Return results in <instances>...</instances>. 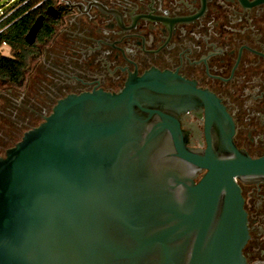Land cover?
<instances>
[{"label": "water", "instance_id": "water-1", "mask_svg": "<svg viewBox=\"0 0 264 264\" xmlns=\"http://www.w3.org/2000/svg\"><path fill=\"white\" fill-rule=\"evenodd\" d=\"M194 94L215 111L214 96ZM187 111L193 83L157 71L119 94L57 101L0 156V264H246L235 179L264 176V158L237 151L231 127L193 151L178 124ZM193 169L205 171L197 184Z\"/></svg>", "mask_w": 264, "mask_h": 264}, {"label": "flooded vegetation", "instance_id": "flooded-vegetation-1", "mask_svg": "<svg viewBox=\"0 0 264 264\" xmlns=\"http://www.w3.org/2000/svg\"><path fill=\"white\" fill-rule=\"evenodd\" d=\"M38 7L53 32L38 44L36 81L17 86L25 90L12 104L42 111L35 114L42 122L67 95L119 94L149 72H167L193 83V111L178 115L188 147L203 153L208 136L216 149L231 127L237 151L264 158V0H41ZM194 90L218 100L214 112ZM204 174L193 169L194 184ZM235 182L248 230L242 255L264 264V176Z\"/></svg>", "mask_w": 264, "mask_h": 264}, {"label": "trees", "instance_id": "trees-1", "mask_svg": "<svg viewBox=\"0 0 264 264\" xmlns=\"http://www.w3.org/2000/svg\"><path fill=\"white\" fill-rule=\"evenodd\" d=\"M40 1L21 0L11 14L7 12L0 21V46L5 44L9 49L8 56L0 54V84L21 86L33 59L39 54L38 44H44L53 32L49 26H43L33 45L24 40L36 18L42 14L43 8L38 7Z\"/></svg>", "mask_w": 264, "mask_h": 264}, {"label": "rangeland", "instance_id": "rangeland-1", "mask_svg": "<svg viewBox=\"0 0 264 264\" xmlns=\"http://www.w3.org/2000/svg\"><path fill=\"white\" fill-rule=\"evenodd\" d=\"M2 4L3 1L0 2V6ZM2 53L8 56L9 49L5 48ZM33 64L32 62L25 74L24 81H26V84L30 79L36 81V71ZM30 86H26L27 91L30 90ZM24 90V85L19 89L12 85L0 84V156L3 155L6 149L12 147L21 139L27 127L41 122L39 116L35 114H41L42 111L33 109V113H31L17 103L12 104V98Z\"/></svg>", "mask_w": 264, "mask_h": 264}, {"label": "built area", "instance_id": "built-area-1", "mask_svg": "<svg viewBox=\"0 0 264 264\" xmlns=\"http://www.w3.org/2000/svg\"><path fill=\"white\" fill-rule=\"evenodd\" d=\"M1 1H3V4L0 6V21L6 17L7 12H9L8 15L11 14L13 8H15L21 0H0V2ZM5 48H7L5 44L0 46V54L4 55L2 52Z\"/></svg>", "mask_w": 264, "mask_h": 264}]
</instances>
